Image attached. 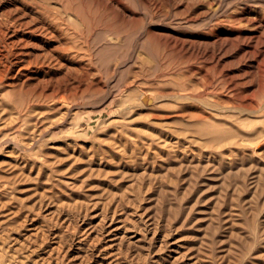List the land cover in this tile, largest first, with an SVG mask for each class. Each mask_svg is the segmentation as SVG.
<instances>
[{
    "label": "rangeland",
    "instance_id": "rangeland-1",
    "mask_svg": "<svg viewBox=\"0 0 264 264\" xmlns=\"http://www.w3.org/2000/svg\"><path fill=\"white\" fill-rule=\"evenodd\" d=\"M6 259L264 264V0H0Z\"/></svg>",
    "mask_w": 264,
    "mask_h": 264
},
{
    "label": "bare ground",
    "instance_id": "bare-ground-1",
    "mask_svg": "<svg viewBox=\"0 0 264 264\" xmlns=\"http://www.w3.org/2000/svg\"><path fill=\"white\" fill-rule=\"evenodd\" d=\"M3 257H4V255H3ZM3 257H2V258H3ZM2 258H1V259H2ZM4 258H5V257H4ZM2 260H3V259H2ZM6 260H7V259H6ZM157 261H158V259H157ZM157 261H156V262H157ZM8 262H9V260H7L5 263L7 264ZM156 262H155V263H156ZM5 263H3V264H5ZM10 263H12V262H9L8 264H10ZM14 263H15V262H14ZM12 264H13V263H12ZM157 264H158V262H157Z\"/></svg>",
    "mask_w": 264,
    "mask_h": 264
}]
</instances>
